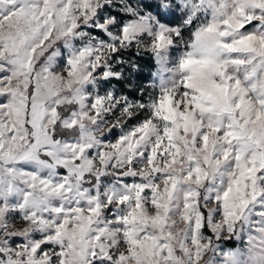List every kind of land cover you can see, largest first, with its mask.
Returning a JSON list of instances; mask_svg holds the SVG:
<instances>
[{"label":"snow or ice","instance_id":"obj_1","mask_svg":"<svg viewBox=\"0 0 264 264\" xmlns=\"http://www.w3.org/2000/svg\"><path fill=\"white\" fill-rule=\"evenodd\" d=\"M0 264H264V0H0Z\"/></svg>","mask_w":264,"mask_h":264},{"label":"trees","instance_id":"obj_2","mask_svg":"<svg viewBox=\"0 0 264 264\" xmlns=\"http://www.w3.org/2000/svg\"><path fill=\"white\" fill-rule=\"evenodd\" d=\"M146 71H147V69H146Z\"/></svg>","mask_w":264,"mask_h":264}]
</instances>
